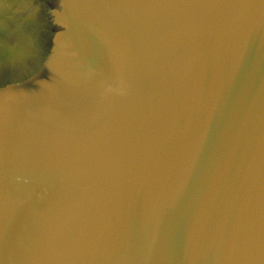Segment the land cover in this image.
I'll list each match as a JSON object with an SVG mask.
<instances>
[{"label":"water","instance_id":"1","mask_svg":"<svg viewBox=\"0 0 264 264\" xmlns=\"http://www.w3.org/2000/svg\"><path fill=\"white\" fill-rule=\"evenodd\" d=\"M0 264H264V0H0Z\"/></svg>","mask_w":264,"mask_h":264}]
</instances>
